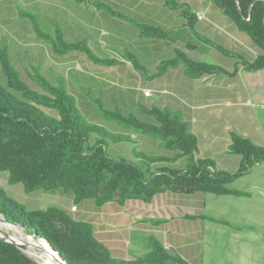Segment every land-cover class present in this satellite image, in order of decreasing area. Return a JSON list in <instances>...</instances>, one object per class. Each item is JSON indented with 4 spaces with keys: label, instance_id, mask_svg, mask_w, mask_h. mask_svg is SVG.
Instances as JSON below:
<instances>
[{
    "label": "trees",
    "instance_id": "16d2710c",
    "mask_svg": "<svg viewBox=\"0 0 264 264\" xmlns=\"http://www.w3.org/2000/svg\"><path fill=\"white\" fill-rule=\"evenodd\" d=\"M156 1L173 9L189 7L187 3L177 0ZM211 1L251 37L260 53L250 60L208 37H202L195 30V14L189 9L185 10L187 25L205 43L237 58L239 65L245 69H263L264 0ZM102 5L114 16L127 17L108 4ZM129 21L132 20L129 18ZM45 22L51 32H41V36L51 41L55 53L66 55L73 50H80L109 66L119 62L116 59L100 60L88 39L72 41L60 23ZM137 26L142 37L168 38L164 26L148 23H139ZM93 45L100 50V46ZM104 47L111 49L113 46ZM188 47L194 48L192 44H188ZM123 51L126 52L123 59H127L135 68L144 69L129 47ZM17 60L9 47L0 43V171L9 173L10 184L23 183L27 192L63 189L73 193L76 202L94 199L98 206L110 202L124 206L135 199L150 201L155 195L166 191L228 194L233 192L230 184L234 179L264 161V146L233 133L229 150L242 156L240 168L235 174L218 170L211 159L198 156V139L189 125L160 107L145 111L154 122H145L134 114L126 116L118 110L103 109L104 114L117 123L109 124V129H106L82 113L81 104L86 99L79 95L72 82L66 78L60 83L45 81L46 86L39 91L22 79ZM49 63L51 66L46 68L48 71L58 70L56 63L50 60ZM181 63L194 78L217 73L234 74L221 66L191 59L181 50H176V57L160 64V74ZM65 72L76 81L86 77L83 70L76 68L69 67L64 71L66 75ZM24 77L29 79V76ZM142 95L147 98L145 93ZM46 109L56 111L57 115L50 114ZM134 132L160 136L166 148L178 150L179 156L189 158V163L185 169L160 167L148 173L143 165L154 163L155 159L143 160L138 155L140 160L136 162L120 155L112 156L108 152L109 143L106 139L116 143L124 139L122 135ZM0 215L6 221L22 227L37 241L59 252L67 264H187L179 257L167 254L155 240L153 245L156 249L151 257L133 262L115 260L105 242L97 237L93 223L75 220L56 205L29 210L6 195L1 185ZM0 264L39 263L17 244L0 238Z\"/></svg>",
    "mask_w": 264,
    "mask_h": 264
},
{
    "label": "crops",
    "instance_id": "0c3cea01",
    "mask_svg": "<svg viewBox=\"0 0 264 264\" xmlns=\"http://www.w3.org/2000/svg\"><path fill=\"white\" fill-rule=\"evenodd\" d=\"M35 1L36 15L71 29L70 40L88 39L100 47L123 45V50L130 47L139 62L151 61L161 50L167 53L168 59L174 58L176 50L188 49H199L206 54L216 49L222 57L227 55L205 43L187 25V9L195 14V30L202 37L224 46L236 43L251 49L253 45L211 0H177L189 7L174 9L156 0ZM102 4L114 7L127 17L112 15ZM139 23L164 26L167 42L160 44L156 42L160 38L142 37ZM252 50L255 55L250 60L260 53L258 47L253 46ZM223 68L234 74L194 78L179 65L170 67L159 87L164 93V106L185 121L197 136L198 156L211 159L218 170L235 174L242 156L229 150L233 133L264 146V68L254 71L241 65ZM138 70L131 64L112 71L137 74ZM230 189L233 192L228 194L166 191L150 201L130 200L126 204L133 201L132 228L136 232H149L148 236L165 251H173V255L187 264H264V161L234 179Z\"/></svg>",
    "mask_w": 264,
    "mask_h": 264
},
{
    "label": "rangeland",
    "instance_id": "374dc122",
    "mask_svg": "<svg viewBox=\"0 0 264 264\" xmlns=\"http://www.w3.org/2000/svg\"><path fill=\"white\" fill-rule=\"evenodd\" d=\"M36 4L35 0H0V43L7 45L9 51L18 59L16 62L17 69L22 79L27 83L42 91V88L46 86L45 81L53 84L55 81L56 83L64 82L66 78L76 86L80 92L79 95L86 99V102L81 104V111L85 117L89 120L90 118L95 119V123L106 129H109V124L117 125V123L106 116L102 111L103 109L114 112L118 110L126 116L134 114L145 122H154L153 118L145 113L146 110L153 107L167 109L173 116L178 117L175 112L164 106L165 104L162 102L164 93L159 87V84L163 82L165 73L160 74V64L169 60L165 51L156 52L151 61H140L139 63L142 66L144 65V69L139 68L137 74H131L127 71L117 74L116 71H112L122 65H131L130 62H127V59H123L126 53L123 51V45L120 47L113 46L111 49L103 46L100 47V50H97L96 46L90 43L94 54L100 60L116 59L119 61L112 66L103 61H97L80 50H73L66 55H59L52 50L51 41L41 36V32L51 31L48 29L46 20H40V17L36 15ZM69 9L66 8L70 12ZM64 31L65 33H72V30L68 28H65ZM76 31L80 32L81 30ZM242 34H245L251 40L252 48L253 46L257 48L247 33L242 31ZM156 42L161 44L167 42V40L161 39V41ZM158 45L156 43V46ZM222 46L247 59H251L255 55L252 48H246L236 43L231 46ZM217 52L215 49L212 54H206L199 49H188L185 53L196 61L221 67L232 68L233 65H239V60L232 55H223L222 57V55H219L221 53ZM173 57H176V55ZM49 60L56 63L59 71L57 69L47 70L51 66ZM67 67L83 70L86 77L78 78L77 81L74 80L73 77L69 76V73L65 72L66 75L64 74V71L68 69ZM179 68L186 69L189 74L183 63L179 64ZM25 75L29 76V79L25 78ZM145 86L153 91L152 96L147 98L141 96L142 89ZM217 107L223 106L219 105ZM46 111L52 115H57L54 110L46 109ZM122 126L125 128L124 125ZM131 128L134 130L133 127ZM122 137L124 139L116 143H111L110 140L106 139L109 143L108 152L112 156L120 155L136 162L140 160L138 155H141L143 160L155 159L154 163L142 164L148 173L160 167L185 169L187 163H189V158L179 156L178 150L166 148L163 145V139L158 135L134 132L131 135L124 134ZM8 177V172L0 171V185L5 190L6 195L25 205L27 209H47L56 205L63 208L75 220L93 223L96 235L105 242L113 259L122 262H133L153 255L156 248L153 245L154 239L148 236L149 232L147 234L145 230L136 232L135 228H132L131 222L135 217L132 206L133 201L126 204L125 207L115 202L98 206L94 199L76 202L73 193L65 192L63 189L52 191L38 189L27 192L23 183L10 184ZM73 205H76V210H73ZM142 206L144 205L142 204ZM0 216L4 218L2 215ZM6 222L8 223V221ZM102 224L104 227H102ZM16 227L19 231L16 235L22 240L28 241L30 237L28 232L18 225ZM7 233L8 235H14L15 232L8 230ZM46 245L48 246V244ZM25 252L39 264H42L37 255L29 252V250H25ZM166 253L175 256L173 251L169 250Z\"/></svg>",
    "mask_w": 264,
    "mask_h": 264
},
{
    "label": "bare ground",
    "instance_id": "6f19581e",
    "mask_svg": "<svg viewBox=\"0 0 264 264\" xmlns=\"http://www.w3.org/2000/svg\"><path fill=\"white\" fill-rule=\"evenodd\" d=\"M8 230L14 231V235H8ZM17 232L19 231L15 224L7 223L0 216V236L8 237L10 240L12 239L20 244H26L29 252L37 255L41 259L42 264H65L59 260V255L49 245L47 246L43 242L37 241L33 236H30L28 241L22 240L16 235Z\"/></svg>",
    "mask_w": 264,
    "mask_h": 264
},
{
    "label": "water",
    "instance_id": "95a60500",
    "mask_svg": "<svg viewBox=\"0 0 264 264\" xmlns=\"http://www.w3.org/2000/svg\"><path fill=\"white\" fill-rule=\"evenodd\" d=\"M3 219L5 220V218H3ZM13 224H15V223H13ZM16 225H17V224H16ZM30 236H31V235H30ZM0 238H2V237H0ZM2 239H4V238H2ZM10 242L17 244V245H18L22 250H24V251L27 250V246H26L25 244H20V243L14 242V241H12V240H11ZM51 249L59 255V260H60L61 262L67 264V263L62 259V257H61V255H60L59 252H57V251L54 250L53 248H51Z\"/></svg>",
    "mask_w": 264,
    "mask_h": 264
},
{
    "label": "built area",
    "instance_id": "2783aa9c",
    "mask_svg": "<svg viewBox=\"0 0 264 264\" xmlns=\"http://www.w3.org/2000/svg\"><path fill=\"white\" fill-rule=\"evenodd\" d=\"M143 91H144V93H145L146 96H152V95H153V91H152L151 89H143ZM76 209H77V207H76V206H73V210H76ZM8 223L13 224V223H11V222H8ZM0 237L4 238V240H6V241H8V242L11 241L10 239L6 238L5 236H0ZM17 243H18V242H17ZM25 245H26V244H25ZM26 246H27V245H26ZM27 250H28V247H27Z\"/></svg>",
    "mask_w": 264,
    "mask_h": 264
}]
</instances>
